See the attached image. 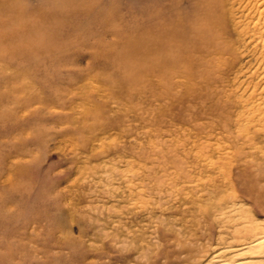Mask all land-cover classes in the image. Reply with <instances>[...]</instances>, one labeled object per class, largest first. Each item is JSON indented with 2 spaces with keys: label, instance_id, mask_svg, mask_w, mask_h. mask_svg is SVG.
<instances>
[{
  "label": "rangeland",
  "instance_id": "rangeland-1",
  "mask_svg": "<svg viewBox=\"0 0 264 264\" xmlns=\"http://www.w3.org/2000/svg\"><path fill=\"white\" fill-rule=\"evenodd\" d=\"M16 1L52 16L70 47L41 66L1 57L0 264H193V241L197 264L231 238L234 219L264 220L256 118L209 139L222 113L116 83L142 0H92L90 13L74 0ZM125 179L143 187L129 193ZM231 203L248 213H227Z\"/></svg>",
  "mask_w": 264,
  "mask_h": 264
},
{
  "label": "bare ground",
  "instance_id": "bare-ground-1",
  "mask_svg": "<svg viewBox=\"0 0 264 264\" xmlns=\"http://www.w3.org/2000/svg\"><path fill=\"white\" fill-rule=\"evenodd\" d=\"M0 1L4 10L0 13V64L6 65V59L1 57L12 53L9 57L13 60L21 58L34 66L47 65L49 56L67 52L70 46L66 41L56 39L55 28L59 25L52 22V16H35L16 0ZM74 1L84 3L91 12L92 0ZM140 11L133 27L138 42L127 54L117 57L124 64L122 70L119 65L113 68L121 88H132L131 92L137 90L140 95L150 96L151 101L162 99L165 104L179 107L186 99L188 103L198 101L199 107L222 113L221 117L216 115L218 123L211 122L213 126L207 128L209 139L215 133L233 135L231 126H241L255 118L258 124L254 131L264 133V0H142ZM105 34L106 31L101 36ZM94 47L109 46L107 42H95ZM79 114L84 118L91 116L87 109ZM217 128L219 132L215 131ZM240 136L243 135L236 138ZM249 138L246 136L245 141L249 142ZM102 145L100 140L95 148ZM209 163L213 165L212 161ZM222 165L215 167L220 171ZM124 181L129 193L143 187L141 181ZM227 209V213H248L237 203ZM234 221L237 226L231 238L220 249H212L207 258L199 255L197 264H264V220L248 218L239 226L240 219ZM191 244L194 251L187 252V256L196 264L194 241Z\"/></svg>",
  "mask_w": 264,
  "mask_h": 264
}]
</instances>
